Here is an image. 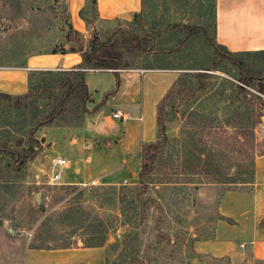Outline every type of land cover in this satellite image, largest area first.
Segmentation results:
<instances>
[{
	"label": "rangeland",
	"instance_id": "rangeland-1",
	"mask_svg": "<svg viewBox=\"0 0 264 264\" xmlns=\"http://www.w3.org/2000/svg\"><path fill=\"white\" fill-rule=\"evenodd\" d=\"M89 18L93 22L83 39L85 45L93 31L104 41L115 28L126 27L145 39L148 55L137 61L138 68H178L181 74L203 72L217 77L206 79V84L220 79L236 82V69L218 60L211 46L213 0H148L144 10L128 23L98 22L91 15ZM66 23L65 0H0V67L18 65L29 55L46 54L62 44ZM194 26H200L203 31L196 30L186 38L188 28ZM213 65L216 71L203 70ZM35 81L37 77H33L32 82ZM187 83L188 78L184 80V84ZM260 86L261 83H256L250 90L264 99ZM42 103L39 100L37 106ZM176 104L171 106L170 103L163 110L169 137H175L185 122V117L180 119L179 116L185 107L184 99L178 97ZM29 108L27 112L32 110V104ZM27 112L22 115L0 100V264H22L28 248L86 247L91 244L90 231L96 230L99 224L108 229L104 240L106 254L109 244L116 239L121 242L125 230L121 225V192L116 190L114 194L107 187L91 186L90 189H62L59 194L55 184H47L48 174L41 166L43 159L39 149L28 138L34 123L28 122L30 112ZM260 119L252 144L238 146L230 130L219 132L214 141L206 136L205 141L216 145L220 151L221 175L216 179L223 182L236 176L237 181H250L254 159L264 153V116ZM74 124L78 129V123ZM6 150L17 155L16 161ZM29 154L32 158L22 161ZM185 178L191 184L178 192L168 189L162 201L163 205H170L164 213H169L171 229L181 232L180 239L156 254L151 249L146 251V241L152 239V235L145 234L135 249L125 245V249L120 246L110 251L108 264H188L191 242L187 234L208 237L216 220L219 196L227 190L250 188L249 185L209 183L203 175H185ZM37 192L39 203L34 200ZM78 206L83 211L76 210L69 216L67 211ZM150 212L154 215L147 220L148 227L159 214L152 207Z\"/></svg>",
	"mask_w": 264,
	"mask_h": 264
},
{
	"label": "crops",
	"instance_id": "crops-1",
	"mask_svg": "<svg viewBox=\"0 0 264 264\" xmlns=\"http://www.w3.org/2000/svg\"><path fill=\"white\" fill-rule=\"evenodd\" d=\"M86 2L65 0L67 22L83 39L91 25L81 16ZM95 10L98 22L128 23L141 13L142 0H95ZM212 36L228 52L264 50V0H213ZM80 62L78 52L29 55L18 65L0 67V93L22 95L28 89L29 72L70 71ZM180 72L178 68L119 70L116 87L113 71L86 70L88 112L78 129L53 125L35 132L46 183L52 185L50 175L58 173L56 186H137L141 144L155 139L157 105ZM115 112L124 118L114 119ZM57 160L64 164H56ZM217 214L223 219L215 220L211 234L192 241L193 252L201 257L188 264H264V153L254 159L250 189L223 192ZM22 264H105V249L104 245L28 248Z\"/></svg>",
	"mask_w": 264,
	"mask_h": 264
},
{
	"label": "trees",
	"instance_id": "trees-1",
	"mask_svg": "<svg viewBox=\"0 0 264 264\" xmlns=\"http://www.w3.org/2000/svg\"><path fill=\"white\" fill-rule=\"evenodd\" d=\"M147 2L148 0H142V10ZM89 15L94 19L97 16L95 0H87L85 8L81 11V16L87 25L93 22ZM196 30L203 31V28L200 26L188 28L186 38ZM63 40L62 44L47 53L78 52L81 57L79 65L70 71L29 72L26 93L18 96L0 93V100L11 105L22 115H25L26 110L30 109L29 104H32L28 122L34 124L28 133V138L38 148L39 144L34 135L39 128L53 125L72 128L74 122L79 125L83 114L88 112L85 105L88 91L83 77L86 70L113 71L117 87L118 71L138 68L137 61L148 55L145 39L131 33L126 27L115 28L104 41H101L98 34L93 31L87 44L84 45L82 36L67 22ZM65 45H68L67 49L64 48ZM211 46L218 60H224L236 69V82L220 79L206 84V79L217 77H211L209 73L203 72L180 73L157 105L155 139L141 144L138 185L133 188L97 187V189L113 190L114 194L116 190L121 192L119 198L123 219L121 225L125 226L121 242L116 239L114 243L109 244V251L105 254V264H108L110 251L120 246L125 249V245L127 248L135 249L144 239L145 234L152 235V239L146 241L148 242L146 251L151 249L157 252L156 254L163 252L166 245L180 239L181 232L171 229L173 226H171L172 222L170 223L169 213L167 215L166 212L164 213L166 207L170 205H163L162 201L168 189L178 192L191 184L185 175H203L209 183H222L234 187L250 186L253 183V169L250 181H237L236 176L226 178L223 182L216 179L221 175L218 159L220 151L217 150L216 145L208 144L205 138L209 136L214 141L219 132L230 130L238 146L242 147L247 142L254 143L255 128L261 122L260 117L264 116V99L250 89L254 88L256 83H261L260 92L264 90V50L232 53L223 46L215 44L214 41L211 42ZM203 70L216 71V68L213 65ZM33 77H37V81L32 82ZM186 78L188 83L184 84ZM114 91L105 97L113 94ZM178 97L184 99L185 107L179 116L180 119L185 117V122L175 137H169L164 124L163 110L170 103L171 106H176ZM39 100L43 102L40 107L37 106ZM5 152L16 161V154L13 155L10 150ZM30 158L32 154L22 161ZM55 187L59 194L62 189L76 188V186ZM151 207L159 214H156V218L154 216L153 224L148 227L147 220L154 215V212H150ZM76 210L83 211L78 206L69 209L67 213L72 216ZM219 219L223 217L217 214L216 220ZM107 231L108 229L102 224H99L96 230L90 231L88 241L91 244L87 247L103 246ZM187 238L191 242L189 260L201 257L192 250V241L198 236L193 237V233H190L187 234Z\"/></svg>",
	"mask_w": 264,
	"mask_h": 264
},
{
	"label": "built area",
	"instance_id": "built-area-1",
	"mask_svg": "<svg viewBox=\"0 0 264 264\" xmlns=\"http://www.w3.org/2000/svg\"><path fill=\"white\" fill-rule=\"evenodd\" d=\"M114 119H123L124 117L119 113L115 112L112 116ZM56 164L62 165L64 164V160H57ZM59 179V174L58 173H53L50 175L49 182L51 184H55ZM126 183V182H124Z\"/></svg>",
	"mask_w": 264,
	"mask_h": 264
},
{
	"label": "water",
	"instance_id": "water-1",
	"mask_svg": "<svg viewBox=\"0 0 264 264\" xmlns=\"http://www.w3.org/2000/svg\"><path fill=\"white\" fill-rule=\"evenodd\" d=\"M65 48H67V46H65ZM39 192H37L36 194H35V196H34V200H35V202L36 203H39ZM40 210H43V207L42 206H40V208H39ZM111 238V237H110Z\"/></svg>",
	"mask_w": 264,
	"mask_h": 264
}]
</instances>
